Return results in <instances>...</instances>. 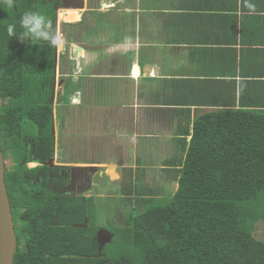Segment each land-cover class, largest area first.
Listing matches in <instances>:
<instances>
[{"label": "crops", "instance_id": "1", "mask_svg": "<svg viewBox=\"0 0 264 264\" xmlns=\"http://www.w3.org/2000/svg\"><path fill=\"white\" fill-rule=\"evenodd\" d=\"M84 7L80 15L69 9L81 21L66 32L67 132L70 144L75 128L98 144L114 138L108 127L117 132L113 153L92 145L81 156L110 182L137 180L142 169V180L160 175L175 184L163 177L175 138L192 132L199 113L219 108L214 94L226 99V86L237 105L264 108V0H84Z\"/></svg>", "mask_w": 264, "mask_h": 264}, {"label": "trees", "instance_id": "2", "mask_svg": "<svg viewBox=\"0 0 264 264\" xmlns=\"http://www.w3.org/2000/svg\"><path fill=\"white\" fill-rule=\"evenodd\" d=\"M55 1L15 0L13 9L0 4V89L5 101L0 141L3 152L13 147L17 163L27 152L24 119L38 126V145L52 143L48 81L55 74L56 51L45 42L8 38L6 28L11 23L19 28L24 12L37 11L57 30ZM226 90V99L214 94L219 108L199 113L192 132L186 127L175 138L176 156L163 169L164 179L177 184L170 187L173 198L165 205L147 201L151 206L128 222L134 259L99 257L94 240L54 233L37 217V204L30 203L28 229L17 234L14 264H264V240L254 234L259 233L257 222L264 220V108L255 101L242 104L241 98L237 105L235 92L230 86ZM5 180L13 210L34 199L23 192L19 168L7 172Z\"/></svg>", "mask_w": 264, "mask_h": 264}, {"label": "flooded vegetation", "instance_id": "3", "mask_svg": "<svg viewBox=\"0 0 264 264\" xmlns=\"http://www.w3.org/2000/svg\"><path fill=\"white\" fill-rule=\"evenodd\" d=\"M57 2L59 3L53 4V10L56 12L57 30L58 25L64 24L59 19L61 11L69 10L74 5L80 15L85 9L84 0H57ZM65 23L70 24L72 22ZM64 49L65 52L67 48L64 46ZM54 77L48 81L51 85L48 104L52 105L51 145L47 143L38 145L34 139L38 133L37 131L36 135L27 134L25 137L24 145L27 147V152L23 153L19 163H17L13 147L3 152L6 160V173H11L19 168L24 194L34 196V199L21 205L18 211L13 210L12 207L16 235L18 231L23 233L28 229L26 226L30 218V206L28 204H37L35 212H37V217L42 220L43 225L50 228L54 233H62L68 238L77 234L82 236L85 241L94 240L98 250L97 256L105 257L104 248L108 236L111 234L105 229L99 228L95 231L92 229L88 205V199L92 197L89 192L92 190L91 187H94V179L103 176V174L101 170L94 171L90 165L85 164L89 163V160L79 159L78 154L81 151L87 152V148H82L84 145L82 144L83 137L81 131H77L76 128L73 134L76 136L70 144L71 140L67 132L69 119L66 114L71 101L66 100L65 109H60V104L64 103L63 99L68 95L67 91L69 89L65 84L60 94H57L56 79ZM73 123L76 122L73 121ZM10 144L15 143L11 140ZM8 160L10 164H8ZM108 181H110L109 177ZM123 194L126 195L124 192ZM132 194L129 193V196L124 199H131ZM60 214H62L61 218ZM21 239L23 245L29 247L27 238L22 237Z\"/></svg>", "mask_w": 264, "mask_h": 264}, {"label": "rangeland", "instance_id": "4", "mask_svg": "<svg viewBox=\"0 0 264 264\" xmlns=\"http://www.w3.org/2000/svg\"><path fill=\"white\" fill-rule=\"evenodd\" d=\"M49 10H50V6H49ZM42 11H43V6L40 7V12ZM61 12L59 13V19L60 21L64 22V24L62 23L61 26L58 25V31L62 33L64 38V43L62 47H58L60 66L58 65L57 74L55 77L57 84V86L55 84V87L57 89V94H60L61 90L64 88L61 77L62 74L66 75L67 73L70 74L72 72L71 67L67 66L68 64L66 61L67 50L64 52V54L62 53L64 46L65 48L69 46L67 45V41H66L67 40L66 32L68 31V29L71 28V25L65 22L78 21V19H75L74 17H72L69 20H65L66 18L65 13L62 14ZM79 24H80L79 22L76 23V25ZM69 31L71 32V30ZM80 54H83V51H81ZM62 62L65 63V66H62ZM136 74L138 75V72H136ZM65 77L66 78L64 82L66 83L67 76ZM56 89H55V93H56ZM66 100L70 101L69 94L63 99L64 103L60 104L61 110L65 109ZM53 102L55 103L54 100ZM129 120L130 119H128L127 121L130 123L131 120L130 121ZM22 127L25 130V132L31 136L36 135L37 131L39 130V128H37L36 126V123L28 118L24 119ZM105 132L106 135H115L114 138H116L118 135L117 132L112 131L110 127H108L105 130ZM7 145L8 143L6 144V146ZM112 149H115V145H112ZM173 155L176 156V151L175 154ZM81 156L83 155L78 154L79 159H82ZM8 164H10L9 160H8ZM110 169L111 167H109L108 170ZM142 172H143L142 169L138 170L137 180H132V177L129 176L128 178L123 179L122 181L118 180L117 182H110L108 181V176L106 175L98 176L97 178L94 179V187H91L92 190H90L89 192L92 197L88 199L89 212L91 217V226L94 231L99 228L103 230L105 229L112 236L111 239L109 240L107 239L106 241L107 243L104 248L105 256L108 257L124 256L130 259H134L135 253L130 244V241L132 240V234L128 233L129 230H127L128 229L127 222H129L131 218L134 217L136 214L146 210L148 207L151 206L146 204L147 201L150 200L153 205H165L169 203V201L174 196V190L170 187H177V185L173 183L172 184L169 183L170 187L165 186L160 175L149 176L147 177V179L142 180V178L140 177V174ZM124 173L127 174V172ZM112 175L116 177V175L114 174ZM148 187L153 188L152 193H148V192L143 193L142 189ZM129 189H133L134 191L130 197L131 199H124L126 198V196H129L128 195L130 193V191H128ZM123 192H125L126 195L123 194ZM256 226L259 228L258 231L259 233L257 232L254 233L255 237L257 239L264 240V220L260 219L257 222ZM135 262L134 264H137Z\"/></svg>", "mask_w": 264, "mask_h": 264}, {"label": "water", "instance_id": "5", "mask_svg": "<svg viewBox=\"0 0 264 264\" xmlns=\"http://www.w3.org/2000/svg\"><path fill=\"white\" fill-rule=\"evenodd\" d=\"M77 9V7H74ZM77 18V16H76ZM80 19V18H79ZM81 47H78V53L81 51ZM56 55H55V74L54 76L56 77L57 74V68L59 65V51L58 47L55 49ZM62 52V51H61ZM60 52V53H61ZM64 54V50L62 52ZM60 66V65H59ZM65 74H62V81L63 85L65 86ZM54 77V78H55ZM56 79V78H55ZM4 105V98L1 94V89H0V110L2 109ZM96 140L98 138H95ZM82 148L85 149V145L88 147H91L88 152L86 151H81L80 154H87L94 150L92 145H97L101 148V153L110 155L112 152V145H118V141L116 138H111L103 140L101 139L99 144L98 143H92L91 141L85 142V140H82ZM87 147V148H88ZM112 149V150H111ZM94 171H99L100 169L97 167H92ZM6 176V160L4 158V154L1 148V141H0V264H14L15 260V254L18 249V239L16 235V228H15V221H14V216L12 212V206H11V201H10V196L8 192V187L6 184L5 180ZM112 236H108V240L111 239Z\"/></svg>", "mask_w": 264, "mask_h": 264}, {"label": "clouds", "instance_id": "6", "mask_svg": "<svg viewBox=\"0 0 264 264\" xmlns=\"http://www.w3.org/2000/svg\"><path fill=\"white\" fill-rule=\"evenodd\" d=\"M8 9H13L15 0H0ZM8 38L18 36L21 42L30 41L32 44L47 43L52 47H61L64 43L60 31L54 30L51 21L37 11H26L19 18V28L15 23L7 25Z\"/></svg>", "mask_w": 264, "mask_h": 264}, {"label": "bare ground", "instance_id": "7", "mask_svg": "<svg viewBox=\"0 0 264 264\" xmlns=\"http://www.w3.org/2000/svg\"><path fill=\"white\" fill-rule=\"evenodd\" d=\"M75 12H77L76 10H66V11H63V12H61L62 14H64L65 13V15H66V18H65V20H69V19H71L72 17H73V15L75 14Z\"/></svg>", "mask_w": 264, "mask_h": 264}]
</instances>
